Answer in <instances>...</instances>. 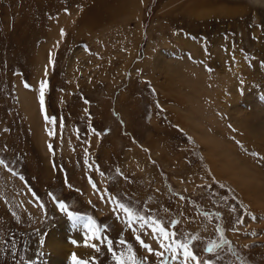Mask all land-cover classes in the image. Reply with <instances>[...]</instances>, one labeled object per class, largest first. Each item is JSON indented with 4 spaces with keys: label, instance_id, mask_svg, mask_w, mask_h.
<instances>
[{
    "label": "rangeland",
    "instance_id": "1",
    "mask_svg": "<svg viewBox=\"0 0 264 264\" xmlns=\"http://www.w3.org/2000/svg\"><path fill=\"white\" fill-rule=\"evenodd\" d=\"M80 1L36 30L0 0V264H115L58 202L142 264H264V0H98L74 29Z\"/></svg>",
    "mask_w": 264,
    "mask_h": 264
},
{
    "label": "snow or ice",
    "instance_id": "2",
    "mask_svg": "<svg viewBox=\"0 0 264 264\" xmlns=\"http://www.w3.org/2000/svg\"><path fill=\"white\" fill-rule=\"evenodd\" d=\"M61 35H63V30H61ZM45 84L41 83L40 85V105H41V112L44 111V88H45ZM25 87H28V85L26 84ZM45 119H47V117H45ZM55 123V121H53ZM51 134V133H50ZM49 149L52 150V146L49 145ZM253 156H258L257 153H252ZM264 159V158H262ZM4 164L3 160H0V165ZM221 187H223V185H221ZM50 196L52 195L51 193L49 194ZM53 199L55 200V197H53ZM59 209L62 212H65L68 216V218L73 222V225H82V227L86 230V237L96 240V241H102L104 243L107 244L108 246V251L112 252L113 255V259L115 261V264H142V261L132 252L131 247H128L126 252H121L119 254H117L116 252L113 251L112 249V244L113 241L111 239H109L107 236H102V231L106 230L107 226H105V229H101L99 226H97V222L90 216H83L80 214H76L73 213L71 211L68 210L67 205L64 202H58ZM118 209L121 210L128 218V221L130 222V226H131V222L134 220H144L145 218L143 216H140L135 210H133L132 208L126 206L123 203H118L117 205ZM154 223H156V221H154ZM160 233L167 238L170 234L167 233L164 229V227L160 228ZM137 240H140L139 237H137ZM73 243H75V241H73ZM119 243L121 245L125 244L126 242L124 240H120ZM140 243L143 245V247H145L150 253L153 252V249L151 247H149L147 244H144V242L142 240H140ZM226 243V242H225ZM86 246H90L92 248H94L97 252L100 251L99 247L96 244H91L88 245L87 244V240H86ZM168 247L166 244L161 243L160 244V248L164 249ZM178 247L182 248V255L185 258V260L187 259H195V256L192 254L191 251L188 250V245L187 244H182V245H178ZM209 251H211V249H209ZM156 256L158 257H164V252L163 251H157L154 253ZM177 257L174 254L172 256V259L175 260ZM72 264H90V261H86V260H81L78 259L76 257L75 254H73L72 256Z\"/></svg>",
    "mask_w": 264,
    "mask_h": 264
},
{
    "label": "bare ground",
    "instance_id": "3",
    "mask_svg": "<svg viewBox=\"0 0 264 264\" xmlns=\"http://www.w3.org/2000/svg\"><path fill=\"white\" fill-rule=\"evenodd\" d=\"M55 1L56 0H22V3L23 2L26 3L28 6V9H29L28 14L25 15L23 18L24 22L26 23V27L29 29L30 28H34V29L36 28V30H38L39 27L37 28V25L39 24V22L37 21V18L43 17L44 12L50 10V7L54 6ZM57 2L59 3V1H57ZM79 3H81V5L83 7L82 10L79 11V13L77 10H71V12H70V14L73 18V20H72L73 25H71V26H73L74 29H77V25H80V24L85 25L86 23H89L90 20L97 21V18H98L99 20L102 21L103 19L106 18V16L102 15V13L100 12V9L98 6V4H99L98 0H81ZM17 9H19V8H17ZM106 12L108 14V10H106ZM74 15H79V16L75 18ZM89 15H91V16H89ZM101 16H103L104 18H102ZM80 27H82V26L80 25ZM24 32H25V30H24ZM20 37L23 38L21 34H20ZM14 38L18 41L17 36H15ZM25 39H29V35H27L26 37L23 38V40H22L23 44L27 43V41ZM23 49H25V48H23ZM193 72L198 77V80H199L200 74L197 72V69L195 68ZM205 75H206L205 72H201V76L203 78ZM180 77L182 78V80H186L187 82H193L194 81L192 75L188 74V73L187 74H180ZM169 80H170V78H169ZM188 88L193 89L195 93H199V89L198 88L194 89L191 84L188 86ZM216 89L217 88H215L214 91H216ZM216 92H214V93H216ZM216 95H218V94H216ZM203 141H204V139H203ZM228 161L231 162L233 164V166L229 167L227 163H224L222 172L225 175H227L229 178L233 179V182L235 184H242L243 188H245V190H247L249 187V184L246 181L243 182L240 179H242V178L246 179V177H247V179H248L247 181L250 183V177L252 176V172L246 166H242V171L245 172V175H244V177L239 176L240 170H239V167L237 165L236 159L229 157ZM246 196H248V194H246Z\"/></svg>",
    "mask_w": 264,
    "mask_h": 264
}]
</instances>
